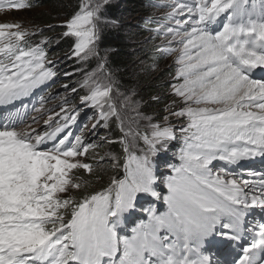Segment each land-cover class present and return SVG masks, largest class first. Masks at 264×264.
Returning <instances> with one entry per match:
<instances>
[{
	"label": "snow or ice",
	"instance_id": "obj_1",
	"mask_svg": "<svg viewBox=\"0 0 264 264\" xmlns=\"http://www.w3.org/2000/svg\"><path fill=\"white\" fill-rule=\"evenodd\" d=\"M5 3L12 10L31 6L30 0H0V8ZM108 3L79 0L59 25L65 29L62 37L74 43L65 59L96 63L77 82L80 91L86 90L81 106L98 109L90 131L101 142L119 143L123 152V174L81 199L59 195L81 188L69 173L91 171L92 165L78 158L97 146L86 142L83 129L80 134L71 130L77 106L65 96L46 107L51 93L31 107L24 103L58 75V60L48 59L44 47L51 41L44 37L30 44L44 29L29 32L20 24L0 23V106L21 102L0 121V264H264V222L249 226L247 220L256 208L264 212V171L250 170V178L240 171L242 161L264 158V80L252 78L264 69V0L166 5L171 8L167 20L174 23L155 32L178 47L165 50L175 54L173 99L158 123L138 111L135 117L125 115L139 102L119 93L108 70L112 50L99 47L103 26H116L102 19ZM101 77L103 85L97 82ZM62 88L67 92L70 85ZM70 91L78 94L77 87ZM114 91L123 97L119 106ZM140 120L147 121L142 131ZM112 124L118 138L99 137L96 130ZM176 141L178 163L169 166L162 195L154 187L153 159ZM106 158L118 169L120 157L110 152L96 163ZM214 161L224 166L216 168ZM148 197L162 199L164 211L155 204L141 208L146 218L122 235L127 215ZM213 235L250 239L236 255L226 250L230 259L222 260L209 250Z\"/></svg>",
	"mask_w": 264,
	"mask_h": 264
},
{
	"label": "trees",
	"instance_id": "obj_2",
	"mask_svg": "<svg viewBox=\"0 0 264 264\" xmlns=\"http://www.w3.org/2000/svg\"><path fill=\"white\" fill-rule=\"evenodd\" d=\"M162 1L163 0H109V3L104 8V17L107 20L116 22L115 27H113L111 24L103 26L102 39L99 45L102 51L105 49L112 50L108 56V70L114 76L116 86L119 89V92H121V94H123L124 96L132 97V94L136 93L139 90L140 93L144 96V98H146L145 102H141V105H143V109L140 108V105L139 108L136 109V111H133V109L131 108L127 109L126 112H130L128 116L131 117H135L137 111L141 113L146 109L148 110H146L148 113L152 112V114L159 115L160 111H157L158 108H161L172 101L170 98L171 96L168 98H164V96L166 97L168 95H171L169 94V87L171 82L170 79L172 78V75H174L175 72L173 68L169 66V64H167L166 67L168 68H166L167 70H164V74H162L161 72L157 77H155L152 82L150 81L151 79L145 81L142 79L146 78L145 75H147V72L145 73L139 67H137L138 59L135 57L136 53H140L142 54L140 57L151 58L150 62L147 61V65H150V68H147V71L149 72V78L154 77L151 72V69L153 68V63L155 64L156 62L157 64H159V66H163V64L161 63L162 61H164L163 56L166 54L165 51H157L158 48L155 45L153 46L151 44H147V46H144L142 51H137V47L133 45L136 43L135 36L138 33H141L144 36L149 35V33L153 30L154 25H156V20L150 17L144 18V20H142L143 22L135 25L128 23L129 17L132 18L139 13H145L146 15H148L147 13L154 9V7L161 6ZM26 2H29V0H26ZM78 3L79 0H30V7H27L25 9H19L23 13L31 15V22L28 24L31 29H35L34 26L32 27V25L35 24H38L39 26H41V29H44L42 36L38 35L36 39L31 38L29 40L30 44L38 43L39 39L42 37L58 35L56 37L59 38V47L55 46L54 44L49 45L47 47H45L44 45L48 59L54 60L58 59L62 55H68L70 54L71 48L74 47V43L72 40H67L62 37V32L65 29L59 27V25L62 24L64 19L69 15V13L73 11V9ZM36 8L37 10L42 8V10H38L36 14H30L32 9ZM121 15L125 16L124 19L121 18ZM50 25H57V27L48 30ZM131 27H133V29L135 30H129ZM69 61L72 65L73 71H78L80 82L83 81V76L86 72H90L96 67L95 60H90L87 63H80L74 59ZM57 78L58 75L57 77H54L53 80H51V83L57 80ZM104 81L105 80L101 77L98 78L97 82L102 85ZM58 87H60V85L56 86V88ZM77 88L79 97L86 94V90H79V85H77ZM52 89L53 88H51V90ZM51 90L47 92L46 90H43L42 92H40L36 98V101L38 100L40 95H47L48 93H51ZM114 97H116L117 100L123 98L122 96L117 97L115 93ZM153 97H159V100L155 101L153 100ZM161 98L164 99L161 100ZM49 103L50 102L48 101L46 106H48ZM78 108L81 109V111H78ZM83 110L85 112H83ZM77 111L79 115H82V122H86L87 120H89L90 122L96 123L95 118L98 115V109L91 108L90 106L78 105ZM131 111H133L132 114ZM138 123H140V130L142 131L145 126L141 124V121H138ZM104 130L109 131V140H116L119 136V129L115 124H112L107 129L103 127L98 128L97 132H104ZM107 133L108 132H105V134L101 133L100 137H106ZM99 142V140L96 142L97 146L95 147L96 150H94L95 153H101L102 151V147H100ZM174 147V151H177L178 155L180 149V142H177V146ZM107 148L110 153H113L120 157L121 163L119 165V168L121 170L117 172H111L110 165L101 166L96 163V161L99 159L94 160V162H91V171H86L83 169H77L75 171L74 182L80 183L81 188L71 189L67 193L59 195H62L65 198L70 195L74 199H81L86 193H90L94 190H100L102 187L107 186V183L113 175H122L123 152L121 145L119 143H109V146ZM171 164L174 163L171 162Z\"/></svg>",
	"mask_w": 264,
	"mask_h": 264
},
{
	"label": "rangeland",
	"instance_id": "obj_3",
	"mask_svg": "<svg viewBox=\"0 0 264 264\" xmlns=\"http://www.w3.org/2000/svg\"><path fill=\"white\" fill-rule=\"evenodd\" d=\"M182 2H183V0H182ZM170 3H172V0H163L162 5L158 6V7H154V9H152L149 13H147L148 15H146L145 13H139L132 18L126 17V18H128V23H131L133 25L143 22L142 20H144V18L152 17L153 19L156 20L155 21L156 25H154L153 30L149 33V35L144 36L143 34L138 33L135 36V42L136 43L133 45L137 47V51H142L144 46H147V44H151L153 46L155 45L158 48L157 51H165L168 48L178 47V45L175 42L169 43V41L171 40L170 37H165L163 35V33H160L159 35H157L155 32L156 29H159L163 25H167L168 27H171L173 25L174 22L167 20V14L171 11V8L167 7L166 5H168ZM38 10H42V8H40ZM38 10H37V8L32 9L30 14H32V15L36 14L38 12ZM146 16H148V17H146ZM124 17H125L124 15H121V18L124 19ZM102 19L107 20L105 17H102ZM30 22H31V15L23 13L20 10H12V9H9L8 7L0 9V23L20 24L22 29H25L29 32L39 31L41 29V26H39L38 24H35L36 26L32 25V27L34 26L35 29H31L28 25ZM23 25H25V26H23ZM13 30H15V29H13ZM129 30H135V29H133V27H131ZM56 36H58V35L48 37L51 42L46 43L45 47H47L49 45H53V44L55 46L59 47V45H60L59 38H57ZM37 37H38V35L32 37V39H36ZM43 38L44 37L40 38L39 41ZM136 44H138V45H136ZM60 50H62V49H60ZM135 52H136V50H135ZM165 52H166V54L163 56L164 61H162V63H161V64H163V66H159V64H157L156 62H155V64L153 63V68L151 69V72H152L154 77H150V78L148 76L149 72L147 71V68L149 69L150 65H147V61L150 62L151 58L140 57L142 55L140 53L135 54V57L138 59L137 60V67H139L145 73L147 72V75H145L146 78H143L142 80L148 81L151 79L150 81L152 82L155 79V77H157L161 72H162V74H164V70H167L166 68H168V67H166L167 64H169V66H171L173 68V70L175 71V54L167 52V51H165ZM65 56L66 55H62L58 59H54V61L58 60V62L56 64V67L58 69V78H57V80L52 82L51 85L46 90V92H47V91L51 90V88H53L51 90V94H53V97H54L53 99L49 100L50 103L46 107H50L52 105L59 103L60 99L62 97H65V96L71 98L72 104H74L76 106L81 104L79 94H72L70 91L71 87H75V86L77 87V85H78L77 82L80 81V77L78 76V71H73L72 65L70 64V61L66 60ZM66 71L74 73L71 76V78L64 76V73ZM170 81H171V79H170ZM104 83H105V81L102 83V85ZM61 84L62 85L63 84H69L70 85L69 90L67 92H65V90L62 88ZM57 85H60V87L56 88ZM116 88H117V86H116ZM118 91H119V89H118ZM114 93H115V91L112 93L114 101H116L117 103H118V101L120 102L122 99L117 100L116 97H114ZM119 93H121V92H119ZM168 97H170L171 100L173 99L172 95H168L166 97L164 96V98H168ZM164 98H161V100H163ZM132 99L134 101L140 102L139 103L140 108L143 109V105H141V102L142 103L145 102L146 98H144V96L140 93L139 90L136 93L132 94ZM171 102L168 103L167 105L171 104ZM165 106L166 105H164L161 108H158L157 111H160L159 115L152 114V112L148 113L147 109H146L147 111L146 110L142 111L140 109L142 111L140 114L143 117H151L153 123H158L163 118V115L166 114L164 112ZM57 111H58V109H57ZM78 111H81V109L78 108ZM132 112L133 111H131V114H132ZM127 113L128 112L125 113L126 116H128L130 114V112L128 114ZM170 119H172V122L175 123V120L173 118H170ZM140 121H141L142 125L146 126V124H147L146 120H140ZM93 123L94 122H90L89 120H87L86 122H82L81 128L77 130V134H80L81 130L83 129L84 135H85V140H86V142H89V143L93 142V141L97 142L99 140L96 133L90 131L91 125ZM105 132H108L106 137L109 140L110 133L107 130H104V132H100L99 137H100L101 133L105 134ZM177 142H179V141L174 142L175 146H177ZM99 145H100V147H102L101 153H95L94 150H96V148H94V149H91L89 151V153H87L84 157H79L78 159H80L82 162L91 164V162H94V160L100 159V157H104L106 153H109L108 148H107L109 146V143L100 141ZM174 148L175 147L172 146L166 154H160L156 158L153 159L154 169H155L156 177H157V181H158L156 186H157L158 190L163 188L164 192H166V190L164 188L165 187L164 180L167 176L171 175V170L168 166L171 165V162H173L174 164L178 163L177 151H174ZM175 150H178V149H175ZM221 163H222L221 161H214V165L216 168L223 167L224 165H221ZM99 165H101V166L110 165L111 166V168H110L111 172H117V171L121 170L119 167H118V169H114L112 167V162L110 160H108L107 158L103 162H101ZM241 165L242 164H240V166ZM76 170L77 169H74L69 173V175L73 178V181L75 180L74 174H75ZM245 170L246 169H243L240 171H245ZM249 170L256 171V169H249ZM86 171H88V170H86ZM244 173H245L244 178H250L247 175L248 172H244ZM69 190H71V188ZM159 201H161V200H159ZM162 207H163V204H161L160 208H162ZM137 216H138L137 212H135L133 214V217L131 218L130 223L125 225V229L123 230V232L125 234H130V231L133 227V223L136 221ZM145 218L146 217H144V219Z\"/></svg>",
	"mask_w": 264,
	"mask_h": 264
},
{
	"label": "bare ground",
	"instance_id": "obj_4",
	"mask_svg": "<svg viewBox=\"0 0 264 264\" xmlns=\"http://www.w3.org/2000/svg\"><path fill=\"white\" fill-rule=\"evenodd\" d=\"M252 78H253V79H261V78H258L257 75H256L255 73H253ZM262 80H264V79H262ZM248 171H250V170H247V169H246V170L243 171V172H248ZM225 250H227V252H228V250H229L228 246L225 247ZM220 253H221V251H217V254H216V255L219 256Z\"/></svg>",
	"mask_w": 264,
	"mask_h": 264
}]
</instances>
